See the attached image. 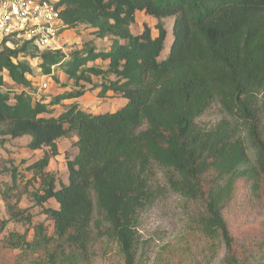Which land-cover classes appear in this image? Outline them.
Wrapping results in <instances>:
<instances>
[{
    "label": "trees",
    "instance_id": "1",
    "mask_svg": "<svg viewBox=\"0 0 264 264\" xmlns=\"http://www.w3.org/2000/svg\"><path fill=\"white\" fill-rule=\"evenodd\" d=\"M57 6L67 29L86 25L109 46L97 50L88 42L68 56L61 50L34 55L26 45L10 49L1 42L0 135L29 136L30 150L48 149L29 166L40 180L33 199L37 205L53 199L58 208L42 210L52 236L36 224L30 241L28 232L0 240V253L19 251L12 264H90L95 243L107 239L124 264H135L137 215L154 200L155 165L166 171L169 187L200 210L203 235L223 245L219 264L234 263L229 219L264 206V0H60ZM137 12L154 20L155 35L146 25L132 33ZM167 18H173V39L158 61ZM26 58L37 61L42 76H51L53 67L78 88L47 104L34 102L24 92L33 86L26 75L34 73ZM96 61L106 67L89 66ZM3 74L24 88L13 102L1 91ZM93 77L98 98L111 92L125 104L103 114L71 104L56 117L43 116L48 106L83 96L80 83L92 84ZM214 99L229 120L201 130L195 119ZM70 135L77 154L66 162L68 184L56 190L44 170L58 155V140ZM15 183L13 174L2 194L8 219L0 220V234L9 221L31 223L26 210H17L26 190Z\"/></svg>",
    "mask_w": 264,
    "mask_h": 264
},
{
    "label": "rangeland",
    "instance_id": "2",
    "mask_svg": "<svg viewBox=\"0 0 264 264\" xmlns=\"http://www.w3.org/2000/svg\"><path fill=\"white\" fill-rule=\"evenodd\" d=\"M153 21L151 17L141 12L136 16V23L131 27L132 33L141 32L143 26L146 25L152 29V34L155 35ZM162 22L167 36L158 61L167 57L173 39L171 33L173 18L164 19ZM25 37L4 38V46L18 49L26 45L27 51L34 55L45 51L61 50L66 56L75 50H80L88 42L93 44L97 50H106L109 46L106 40L96 38L93 35V29L86 25H79L74 29L65 28L56 42L45 48H37L31 40ZM26 60L34 71L29 77L33 86L26 89L15 86L3 74L5 85L1 91L9 93L10 102H13L12 96L23 89L34 102L40 101L47 104L57 94L78 88L72 80H68L64 76L61 70L54 69L51 76L44 77L38 73L35 59L26 58ZM91 65L104 69L106 62L96 61L89 64V66ZM44 83L47 85L45 89L42 87ZM80 84L85 90L83 96L65 100L57 106H48L50 114L43 116L56 117L71 104H75L81 110L91 114H103L121 108L126 102L118 94L103 99L98 98L97 90L91 88L92 85L99 84L97 78H92V84L84 82ZM261 96L260 94V98ZM260 118L261 129L264 133V107ZM224 120H229V118L223 112L219 101L214 99L203 114L195 119V124L201 130H209ZM26 140L30 141V137L11 139L0 135V220L8 219L2 194L12 184L13 174L16 188L21 192L26 190L17 205V210H26L31 220L30 224L9 221L3 233L0 234V240L9 233L24 234L28 232L27 241H30L32 238L31 226L40 223L44 225L47 236L53 235V224L46 218L42 210L45 208L57 209L58 205L53 199L42 205L35 203L33 194L39 192L40 180L29 169V166L42 158L48 149L32 151L28 148ZM74 140V135L58 140V155L50 159L48 167L44 170L55 178L56 190L61 185L68 184L66 162L73 160L77 154V149L73 145ZM250 160L253 161L251 153ZM153 173L154 178L151 185L156 191L154 200L138 212L135 225L137 240L135 264H219L223 258V245L204 236L201 232L200 210L169 187L165 170L153 165ZM92 200L94 204L93 219L95 220L97 218L96 204L93 197ZM228 227L236 247L233 251L235 262L230 264H264V206L261 205L257 211L244 216L230 218ZM95 234L96 231L92 226V235L95 236ZM93 250L90 264H124L114 240L104 239L101 242H96ZM18 254L19 251L2 250L0 264H12L13 258Z\"/></svg>",
    "mask_w": 264,
    "mask_h": 264
},
{
    "label": "built area",
    "instance_id": "3",
    "mask_svg": "<svg viewBox=\"0 0 264 264\" xmlns=\"http://www.w3.org/2000/svg\"><path fill=\"white\" fill-rule=\"evenodd\" d=\"M59 1L0 0V41L26 36L37 48L55 43L66 28L60 19ZM42 87L45 89L47 85L44 83Z\"/></svg>",
    "mask_w": 264,
    "mask_h": 264
},
{
    "label": "crops",
    "instance_id": "4",
    "mask_svg": "<svg viewBox=\"0 0 264 264\" xmlns=\"http://www.w3.org/2000/svg\"><path fill=\"white\" fill-rule=\"evenodd\" d=\"M141 12H137L136 13V16L138 15V14H140ZM154 21H153V25H154ZM101 40V39H100ZM38 70V69H37ZM34 72V71H33ZM26 78H29V76L28 75H26ZM97 93V92H96ZM113 96V95H115V94H113V93H111V92H109L108 94H107V96L106 97H108V96ZM124 105V104H123ZM122 107V106H121ZM113 112V111H112ZM27 141V140H26ZM29 143V141H27V144Z\"/></svg>",
    "mask_w": 264,
    "mask_h": 264
}]
</instances>
